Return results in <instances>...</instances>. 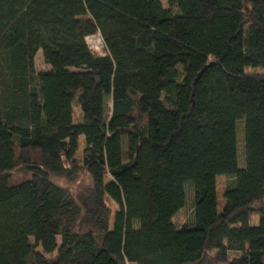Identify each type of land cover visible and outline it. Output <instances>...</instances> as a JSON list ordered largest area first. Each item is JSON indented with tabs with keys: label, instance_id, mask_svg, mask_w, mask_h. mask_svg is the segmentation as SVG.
Masks as SVG:
<instances>
[{
	"label": "trees",
	"instance_id": "16d2710c",
	"mask_svg": "<svg viewBox=\"0 0 264 264\" xmlns=\"http://www.w3.org/2000/svg\"><path fill=\"white\" fill-rule=\"evenodd\" d=\"M248 67L264 69V0H0V264H264V73ZM82 171L78 196L54 181Z\"/></svg>",
	"mask_w": 264,
	"mask_h": 264
},
{
	"label": "rangeland",
	"instance_id": "374dc122",
	"mask_svg": "<svg viewBox=\"0 0 264 264\" xmlns=\"http://www.w3.org/2000/svg\"><path fill=\"white\" fill-rule=\"evenodd\" d=\"M163 5L165 7H168V0H161ZM99 54V55H103ZM35 66L37 71H46L50 69V66L46 65L43 59L42 52H39L36 56L35 59ZM247 73L250 74H260L264 73V69L262 68H252L248 67L245 70ZM75 118L78 121L81 117V113L78 107L75 108L74 110ZM237 133H238V149H239V165L242 167L245 164V156H244V123L243 121L238 122L237 124ZM83 139V138H82ZM84 140V139H83ZM83 147V146H82ZM81 147V149H82ZM82 157V153L79 154V158ZM27 177V174L24 172V170L19 169L15 172L12 173V179L14 181H20L24 178ZM54 181L66 188H68L75 196H78L81 191L85 190L87 187L90 186V179L89 176L82 171L81 174L79 175L78 179L76 181H69L67 179L63 178H54ZM230 179L225 176H220L217 178V196H218V203H219V208L220 210L224 207L225 204V191L226 187L229 184ZM108 206L112 210V213L114 214L115 211L118 209L115 203H113L110 200H107ZM191 211H192V206L191 202L189 201L188 205L181 210L173 219V222L177 226H182L185 222L188 221V219L191 216ZM113 219V218H112ZM251 223L252 224H257L258 223V216L257 214H254L251 218ZM58 244H61V239L58 238ZM55 255V254H54ZM54 255L52 257H54ZM233 254L232 256H234Z\"/></svg>",
	"mask_w": 264,
	"mask_h": 264
},
{
	"label": "built area",
	"instance_id": "2783aa9c",
	"mask_svg": "<svg viewBox=\"0 0 264 264\" xmlns=\"http://www.w3.org/2000/svg\"><path fill=\"white\" fill-rule=\"evenodd\" d=\"M86 43L91 51L96 54H102L106 50L105 42L100 32L95 35L88 36Z\"/></svg>",
	"mask_w": 264,
	"mask_h": 264
},
{
	"label": "water",
	"instance_id": "95a60500",
	"mask_svg": "<svg viewBox=\"0 0 264 264\" xmlns=\"http://www.w3.org/2000/svg\"><path fill=\"white\" fill-rule=\"evenodd\" d=\"M206 70V68L198 75L197 79L195 80V83L193 85V89L195 88L196 84L198 83V81L200 80L202 74L204 73V71Z\"/></svg>",
	"mask_w": 264,
	"mask_h": 264
}]
</instances>
